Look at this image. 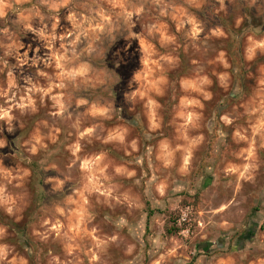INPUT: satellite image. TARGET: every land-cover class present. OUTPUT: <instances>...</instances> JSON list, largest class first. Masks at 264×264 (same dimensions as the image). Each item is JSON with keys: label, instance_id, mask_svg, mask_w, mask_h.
Instances as JSON below:
<instances>
[{"label": "rangeland", "instance_id": "rangeland-1", "mask_svg": "<svg viewBox=\"0 0 264 264\" xmlns=\"http://www.w3.org/2000/svg\"><path fill=\"white\" fill-rule=\"evenodd\" d=\"M0 264H264V0H0Z\"/></svg>", "mask_w": 264, "mask_h": 264}, {"label": "trees", "instance_id": "trees-1", "mask_svg": "<svg viewBox=\"0 0 264 264\" xmlns=\"http://www.w3.org/2000/svg\"><path fill=\"white\" fill-rule=\"evenodd\" d=\"M244 13H246L244 11ZM249 14V13H248ZM245 19L243 21V24L240 25L238 29H234L233 26H231L232 16L229 15L227 18L223 19L221 18L223 22L224 30L227 34V39L224 41L226 43L225 45V52L227 56L229 57V61L231 64V67L235 70L236 74L238 75V79H242L243 71L241 68V58L239 56V43L240 39L243 37L242 34L245 32L247 33H254L253 30L257 28L258 26H262L263 23L257 22L253 16L246 15ZM249 19V22H248ZM234 48V51H233ZM172 232H177V230L170 229Z\"/></svg>", "mask_w": 264, "mask_h": 264}, {"label": "built area", "instance_id": "built-area-1", "mask_svg": "<svg viewBox=\"0 0 264 264\" xmlns=\"http://www.w3.org/2000/svg\"><path fill=\"white\" fill-rule=\"evenodd\" d=\"M182 221H184V218H181Z\"/></svg>", "mask_w": 264, "mask_h": 264}]
</instances>
